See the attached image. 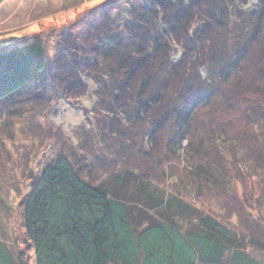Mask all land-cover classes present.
Wrapping results in <instances>:
<instances>
[{"label":"trees","instance_id":"obj_1","mask_svg":"<svg viewBox=\"0 0 264 264\" xmlns=\"http://www.w3.org/2000/svg\"><path fill=\"white\" fill-rule=\"evenodd\" d=\"M5 1L0 0V6ZM98 14L86 24L80 43L56 56L55 74L68 92L66 100L89 94L88 103L96 109L107 104L110 114L143 119L183 67L175 91L181 93L183 83L195 77L211 91L174 109L172 119L168 112L151 125L145 120V143L150 147L159 129L170 126L178 147L171 141L166 156L176 154L185 178L213 182L226 174L209 158L186 167L194 158L190 115L195 105L208 106L221 84L230 81L240 90L225 96L221 104L231 107L236 101L250 114L241 117L243 128L234 137L222 132L211 137L212 143L221 150L225 146L224 153L233 160L242 153L237 162L250 178L254 170L264 172V101H254L264 97V87L254 79L258 69L245 74L242 68L246 52L264 34V0H108ZM47 69L39 42L0 50L1 120L19 116L23 102L44 98L40 88ZM150 73L160 84L152 92ZM188 74L194 77L182 81ZM80 147L81 143L73 149L74 156H80ZM77 162L59 153L28 186L18 205L23 243L0 238V264H262L252 256L250 238L186 203L178 192L159 189L153 180L131 170L93 182L90 171L85 175L84 164L76 167ZM260 182L264 184L263 177ZM179 184L173 183V189Z\"/></svg>","mask_w":264,"mask_h":264},{"label":"rangeland","instance_id":"obj_2","mask_svg":"<svg viewBox=\"0 0 264 264\" xmlns=\"http://www.w3.org/2000/svg\"><path fill=\"white\" fill-rule=\"evenodd\" d=\"M107 1L7 0L0 6V50L39 42L44 48L48 64L42 77V81H45L44 88H40L44 98L41 97L39 102L34 103L23 102L24 106L18 108L20 115L15 118L5 121L0 118V238L9 243L13 240L17 244L23 243L21 209L18 205L24 201L28 186L40 171L57 154L62 153L78 161L79 165L75 164L76 167L84 164L81 170L85 175V172L90 171L93 182L96 179L104 182L111 176L125 175L131 170L153 180L159 189L173 191L174 194L178 192L186 203L202 210L204 214L218 217L225 226L235 227L241 236L250 238L248 242L256 247L251 249L253 246L249 244L252 256L264 264V184L260 182L261 177L264 178V172L254 170L250 178L251 173H243L242 170L245 169L237 162L243 157L242 153L238 152L233 160L225 154V146L221 150L211 140V137H220L222 132L234 137L244 123L240 120L241 117L245 119L246 114H250L236 101L231 107L221 104L225 96L240 90L235 84L230 81L225 85L222 83L220 92H215L210 97L208 106L201 108V101L202 104L195 105L196 109L190 115V151L194 158L186 162V167L193 164L192 161L204 164V159L209 158L212 164H217L218 169L226 174L213 182L205 179L192 181L193 178L187 175L185 178L183 163L176 154L166 156L165 150L169 152L168 144L171 141L178 147V140L171 136L170 126L159 129L150 147L145 143L149 142V127L144 126L145 120H150L148 124L151 125L165 119L168 112L172 119L175 117L174 109L186 106L197 95L211 91L206 83L189 74L182 81L188 76L193 78L192 81L187 85L183 83L181 93L175 91V82L182 78L183 67L179 69L178 75H174V83L167 88L166 95L158 97V105H152L143 119L137 115L130 117L122 113L110 114L105 111L107 104L104 107L99 105L96 109L88 103L89 94L83 96V99L66 100L68 92L61 85V76L55 74L56 56L59 53L66 55L68 50L74 49V43H80L86 24L98 18L100 7ZM246 55L242 66L245 74L258 69L260 72L257 73L260 74L254 79L264 87V34L257 37ZM261 57L262 60H258ZM207 61L212 63L209 59ZM201 73L206 78L208 71L203 68ZM52 74L57 79L51 80ZM244 78L246 79L245 75ZM158 83L154 74L151 92L160 87ZM234 97L232 100H238ZM144 98L146 101L149 99L148 96ZM263 99L264 97H260L254 101L263 102ZM79 143V149L84 150L79 152L80 156H74L73 149ZM166 181L171 182V185L167 187ZM175 182L181 183L179 188L176 186V190L172 186ZM184 182H187L186 187ZM149 194L153 196L155 193Z\"/></svg>","mask_w":264,"mask_h":264}]
</instances>
